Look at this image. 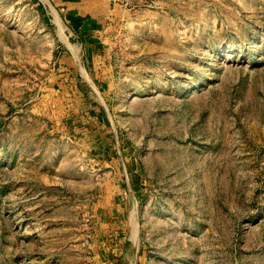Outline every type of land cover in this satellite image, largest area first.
<instances>
[{
  "label": "rangeland",
  "instance_id": "374dc122",
  "mask_svg": "<svg viewBox=\"0 0 264 264\" xmlns=\"http://www.w3.org/2000/svg\"><path fill=\"white\" fill-rule=\"evenodd\" d=\"M96 7L0 0V264H264V0Z\"/></svg>",
  "mask_w": 264,
  "mask_h": 264
},
{
  "label": "crops",
  "instance_id": "0c3cea01",
  "mask_svg": "<svg viewBox=\"0 0 264 264\" xmlns=\"http://www.w3.org/2000/svg\"><path fill=\"white\" fill-rule=\"evenodd\" d=\"M64 14L65 19L70 22L74 35H86L91 38L100 33L101 22L104 17L97 13L99 0H52ZM92 27L86 28L87 25ZM88 25V26H89ZM95 34V35H94ZM95 43H98L96 41ZM83 47L89 52L95 49V44L83 43ZM86 50V51H87Z\"/></svg>",
  "mask_w": 264,
  "mask_h": 264
},
{
  "label": "bare ground",
  "instance_id": "6f19581e",
  "mask_svg": "<svg viewBox=\"0 0 264 264\" xmlns=\"http://www.w3.org/2000/svg\"><path fill=\"white\" fill-rule=\"evenodd\" d=\"M59 20H60V19H59ZM59 20H58V21H59ZM59 26H60V28H61V31L64 32L65 29L63 28L61 22H59ZM137 242H138V241H137Z\"/></svg>",
  "mask_w": 264,
  "mask_h": 264
}]
</instances>
